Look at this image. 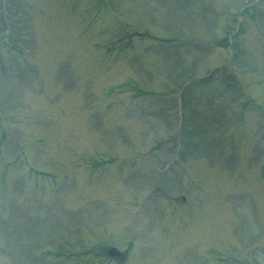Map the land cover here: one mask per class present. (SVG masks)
Here are the masks:
<instances>
[{
    "label": "rangeland",
    "instance_id": "rangeland-1",
    "mask_svg": "<svg viewBox=\"0 0 264 264\" xmlns=\"http://www.w3.org/2000/svg\"><path fill=\"white\" fill-rule=\"evenodd\" d=\"M0 53V264H264V0H0Z\"/></svg>",
    "mask_w": 264,
    "mask_h": 264
},
{
    "label": "water",
    "instance_id": "water-1",
    "mask_svg": "<svg viewBox=\"0 0 264 264\" xmlns=\"http://www.w3.org/2000/svg\"><path fill=\"white\" fill-rule=\"evenodd\" d=\"M109 255L110 256H119V252L116 250V249H111L110 251H109Z\"/></svg>",
    "mask_w": 264,
    "mask_h": 264
}]
</instances>
